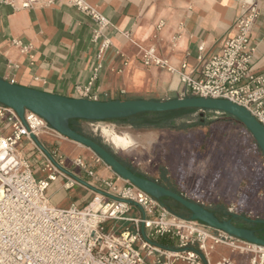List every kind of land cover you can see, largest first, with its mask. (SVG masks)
<instances>
[{"label":"built area","instance_id":"1","mask_svg":"<svg viewBox=\"0 0 264 264\" xmlns=\"http://www.w3.org/2000/svg\"><path fill=\"white\" fill-rule=\"evenodd\" d=\"M0 4L14 10L75 7L88 14L98 26L93 43L99 47V57L112 46L103 34L110 22L87 0H0ZM260 15L257 2L243 7L236 23V36L226 41L221 53L209 60L198 79L171 68L167 60L157 56L154 48L144 52V64L178 72L187 88L184 98L229 100L246 108L264 125V76L252 71L256 54L252 31ZM163 27L162 22L158 28ZM13 44L23 53L31 49L21 40H14ZM185 68L183 65L182 69ZM98 70L95 69L86 86L76 87L79 98L98 101L92 93ZM45 132L54 131L36 114L27 111L22 121L13 109L0 104V264H238L231 258L211 261V253L220 245L234 253L251 256L250 264H264L263 247L183 218L118 176L100 180L82 158L73 160L74 167L101 182L103 191L120 201L95 193L83 209L76 205L67 209L53 206L47 197L52 183L63 178L67 189L79 184L60 171L32 141V134L39 139ZM24 140L33 146V155L41 158L45 179L38 180L34 164L23 158L20 146ZM57 154L52 156L63 167V159L57 160ZM261 156L260 164L264 168V156ZM96 161L102 162L98 157ZM181 195L211 207L199 196ZM133 203L141 207L138 217H127L137 208ZM239 208L231 206L228 214H238ZM118 222L129 223L131 227L121 231L115 225ZM158 239H165L168 244L162 246L157 243ZM172 243H177V248L171 247Z\"/></svg>","mask_w":264,"mask_h":264},{"label":"crops","instance_id":"2","mask_svg":"<svg viewBox=\"0 0 264 264\" xmlns=\"http://www.w3.org/2000/svg\"><path fill=\"white\" fill-rule=\"evenodd\" d=\"M87 2L110 22L103 34L111 40L112 46L101 57L98 45L93 43L98 26L88 14L77 8L60 5L14 10L0 4V79L50 94L79 98L76 87L86 86L95 75V69L99 68L92 91L98 101L161 102L184 98L188 93L181 75L161 67L146 66L144 52L154 48L157 56L167 60L171 68L198 79L209 60L221 53L226 41L236 36V23L243 13V7L251 2H257L261 11L252 31V43L256 48L252 71L264 76V0ZM162 22L164 27L159 30L158 26ZM14 40H21L24 46L31 49L23 53L20 47L13 44ZM183 65L185 69H182ZM100 124L87 125L97 129ZM81 125L86 126L83 123ZM200 130L204 129L178 133L185 137ZM114 135L127 136L136 144L134 134L112 133L111 140ZM39 140L51 154L58 153L57 160L63 159L64 169L99 190L103 191V184L75 168L74 159H84L100 180L117 178L107 165L96 161L97 156L91 150L56 132H45ZM171 140L165 143L167 147L178 143ZM133 145L129 148L115 146L128 151L132 160L146 156L145 152L130 150ZM20 150L23 158L31 163L35 158L41 159L33 155V146L27 140L22 142ZM118 154L125 160L121 153ZM156 159L160 157L156 156ZM191 175H179L177 182L180 185L187 184ZM195 177L200 181L199 175ZM65 183L63 178H59L47 191V197L55 207L67 209L76 205L83 209L95 197L94 192L81 185L67 189ZM213 184L215 191L209 194L215 205L226 209L233 205L249 210L253 207V192L246 180L239 181L232 173L221 170ZM61 195L64 196L63 200L54 203L53 200ZM230 196L232 199L228 200ZM261 209L264 210V205ZM222 249V258H226L228 252Z\"/></svg>","mask_w":264,"mask_h":264},{"label":"water","instance_id":"3","mask_svg":"<svg viewBox=\"0 0 264 264\" xmlns=\"http://www.w3.org/2000/svg\"><path fill=\"white\" fill-rule=\"evenodd\" d=\"M0 104L13 109L22 121L25 120V113L27 111L36 114L60 136L91 150L123 181L130 183L159 202L165 203L171 201L178 204L190 213L191 220L199 221L239 240L264 248V238L260 236V233L264 232L263 219H250L239 214L231 215L227 213L226 219L223 220L216 212L165 188L160 183L138 176L103 146L75 131L72 124L73 121L78 124L84 122L92 124L110 123L146 113L165 114L183 110H199L200 113H197L194 118L191 120L184 119L182 122L197 123L200 120L204 121L206 118L214 119L217 116L229 115L235 118L249 132L264 156V125L246 108L229 100L199 97L180 98L161 102L148 100L93 101L84 98H68L50 94L22 87L3 79H0ZM213 112H217L218 114L215 115ZM31 139L60 171L74 179L79 185L96 194L120 201V199L99 190L61 167L38 138L32 134ZM133 205L141 209L136 203H133ZM167 207L173 211L169 205ZM236 221H242L251 226H261L262 228L240 227L236 225ZM143 235H145L144 231ZM200 256L205 260L202 254Z\"/></svg>","mask_w":264,"mask_h":264},{"label":"rangeland","instance_id":"4","mask_svg":"<svg viewBox=\"0 0 264 264\" xmlns=\"http://www.w3.org/2000/svg\"><path fill=\"white\" fill-rule=\"evenodd\" d=\"M195 116L196 114L190 115L186 119L191 120ZM223 117L217 116V118ZM208 119L210 120L211 118ZM197 123L183 124L193 125ZM197 129L204 130L195 131V133L183 137L179 135L178 132L180 131L168 130L173 132V134L170 132L166 133L164 130H137L128 123L118 124L110 122L98 125V128L94 129V134L118 156V153H121L125 161L129 162L133 168L143 175L147 174V177L161 181V174L165 172L168 178L176 185L180 194L199 196L206 206L215 205V201L209 193L215 191L213 190V183L216 175L221 170L232 173L239 181L246 180L249 182L253 192V207L250 210L246 207L239 208L238 214L250 219L264 220V210L261 209L264 205V168L260 164L262 153L257 149L254 139L245 133V128L229 122L209 126H195L186 130ZM112 133L134 134L136 144L127 136L114 135L111 140ZM171 139L178 141V143L167 147L165 143ZM114 144L121 148H129L134 144L130 150L145 152L146 156L142 159L132 160L129 158L128 151H122ZM156 156L160 157V159L157 160ZM33 164L36 178L38 180L45 179L47 175L42 173V163L35 158ZM190 173L192 174L191 180L187 184L180 185L177 182V176L179 178V175ZM172 175L173 178L171 177ZM196 175H199L200 181L196 179ZM63 197L62 195L58 196L53 202L56 204L60 203ZM230 199H232L231 196L228 200ZM169 206L173 212L176 211L173 206ZM226 210L228 213L229 208ZM138 211V208H134V212L127 215V217H138ZM236 222L242 227L246 225L242 221ZM115 225L121 231L131 227L129 223L122 222H118ZM261 228V226H258L257 229ZM131 230L133 231V228ZM261 237L264 238V232ZM157 243L162 246L168 244L165 239H158ZM171 245V247L177 248V243H172ZM222 248H225L228 252L226 258H231L238 264H250L251 256L242 255L239 252L234 253L232 249L224 245L218 246L211 253L210 259L213 263L221 260L224 255Z\"/></svg>","mask_w":264,"mask_h":264},{"label":"trees","instance_id":"5","mask_svg":"<svg viewBox=\"0 0 264 264\" xmlns=\"http://www.w3.org/2000/svg\"><path fill=\"white\" fill-rule=\"evenodd\" d=\"M200 113L199 110H183L179 112H174V113H165V114H160V113H146V114H141L138 116H135L133 118L129 119H124V120H116L114 123L118 124H130L132 128L137 129V130H173V131H181V130H186L190 127H195V126H209L212 124H217V123H222V122H229L233 123L236 125H239L243 127L235 118L226 115L223 118H214V119H208L206 118L204 121H199L197 124L193 125H188V124H183L181 123L182 120L188 118L190 115H194ZM209 113V112H206ZM215 115H217V112H213ZM73 128L75 131L78 133L92 139L96 143L100 144L103 146L108 152H110L115 158L120 160L125 166H127L129 169L134 171L138 176L147 178L153 181H156L160 183L162 186H164L167 189H170L176 193L180 192L178 191L176 185L168 178L167 174L165 172H162L161 174V181L151 179L145 175H143L141 172L133 168V166L121 159L114 151H112L107 145L102 143V141L94 134V129L90 128L87 124H90L89 122H84L83 124H86V126H83L81 124H78L77 122L73 121ZM244 128V127H243ZM255 142V141H254ZM259 149V148H258ZM260 151V150H259ZM261 153V151H260ZM262 155V154H261ZM167 205L173 206V208L176 210L174 213L183 217V218H188L190 219V213H188L186 210H184L181 206L178 204H175L171 201L165 202ZM207 209L214 211L218 214V216L225 220L226 219V214L227 210L221 205H213L211 207H207ZM236 225L237 222H236ZM242 227L241 225H238ZM249 225H243V227H247Z\"/></svg>","mask_w":264,"mask_h":264},{"label":"flooded vegetation","instance_id":"6","mask_svg":"<svg viewBox=\"0 0 264 264\" xmlns=\"http://www.w3.org/2000/svg\"><path fill=\"white\" fill-rule=\"evenodd\" d=\"M251 228H258V227H256V226H251V225H249ZM263 234V232H261L260 233V236Z\"/></svg>","mask_w":264,"mask_h":264},{"label":"bare ground","instance_id":"7","mask_svg":"<svg viewBox=\"0 0 264 264\" xmlns=\"http://www.w3.org/2000/svg\"><path fill=\"white\" fill-rule=\"evenodd\" d=\"M47 134V133H46ZM149 137V136H148ZM136 138V137H135ZM134 139V138H133ZM141 139V138H140ZM143 139V138H142ZM76 144V143H75Z\"/></svg>","mask_w":264,"mask_h":264}]
</instances>
